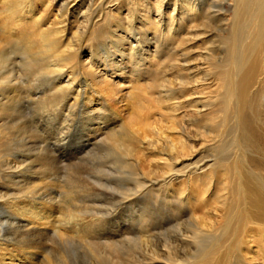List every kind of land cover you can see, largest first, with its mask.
<instances>
[{
  "label": "rangeland",
  "instance_id": "374dc122",
  "mask_svg": "<svg viewBox=\"0 0 264 264\" xmlns=\"http://www.w3.org/2000/svg\"><path fill=\"white\" fill-rule=\"evenodd\" d=\"M7 1L15 0H0V57L3 61L15 59L8 68H14V77L22 83L16 95H26L34 87L39 93L36 91L32 102L24 104L26 109L32 110L22 113V120L14 125H7L15 116L14 104L4 106L0 112V162L22 154L27 156L25 165L29 168L27 177L22 179L14 177L7 181L0 175V242L4 239L1 231L6 232L13 220L8 214L10 208L31 205L26 197H30L29 192L36 187L48 183V174H52L49 190L54 191V201L39 207L54 214V226L47 230L39 228L36 232L18 229L21 233L18 237L14 232H7L10 242H2V249H6L3 254L12 252V256L21 259L20 264H169L170 255L184 261L213 240H228L243 206L223 185L216 186L218 200L199 204L193 172L203 160L209 166L207 174L213 172L214 180L229 181L232 178L229 164L241 161L245 155L264 163V153L260 151L254 155L246 131L242 130V140L236 145L233 138L228 137L236 121L227 107L225 92L228 81L225 71L229 65L222 63L221 58L209 60L205 56L210 50L222 47L224 39L219 24L208 29L195 27L197 36L203 31L208 33L198 38L195 35L194 39L186 35V31L168 38L162 34L154 37L153 31L158 29L152 21L155 13L152 9L147 13L146 5L156 8L159 5L155 0H126L120 10H116L118 15L82 36L80 29L84 23L81 24L83 19L79 15L88 6L80 12L73 8L74 15H70L69 22L63 26L59 24V13L65 6L72 5L69 0H28V3L33 2L30 7L34 14L24 18L26 25L22 28L15 16L9 17ZM30 7L24 12H29ZM228 10L226 15L230 19L233 13L230 7ZM224 25L232 29L230 23ZM21 30L32 33L36 47L31 51ZM132 41L139 42L140 46L136 47L140 52L134 51L129 57L127 55L136 45L130 44ZM49 50H54V54L63 51V58L70 54L77 57L72 64L58 59L64 73L55 87L50 83L60 73L27 70L32 62L45 64ZM142 52L141 57L139 53ZM2 86L0 100L13 95L9 86ZM261 91L263 95L264 84ZM262 98L263 101L258 102L261 115L253 119L255 134H264V96ZM55 102L57 106L53 107ZM70 109L72 113L69 114ZM66 114L70 117L65 124ZM61 130L65 142H57ZM125 138L133 141L137 148L132 156L116 142ZM47 144L55 150L54 157L43 150ZM258 147L262 148L256 143L255 149ZM64 219L66 222L61 226ZM77 220H94L101 224V230L91 231L82 222H75ZM62 230L64 236L59 233ZM255 235L256 239L250 244L244 242L232 249L229 263H264V232ZM151 251H156V257ZM0 264H9V260L2 263L0 259Z\"/></svg>",
  "mask_w": 264,
  "mask_h": 264
},
{
  "label": "bare ground",
  "instance_id": "6f19581e",
  "mask_svg": "<svg viewBox=\"0 0 264 264\" xmlns=\"http://www.w3.org/2000/svg\"><path fill=\"white\" fill-rule=\"evenodd\" d=\"M123 2H126V0H91L89 3H87L86 0H69L68 3H71L72 5H68L65 7L63 6L64 10L61 13H59L60 14L59 24L63 25V26L67 25V23L69 22L70 15H74V12L72 11L73 8H77V10L79 9L78 11L80 12L83 9V7L88 6L86 8V10L79 15V18L83 19L81 24L84 23L83 24L84 27H82V29H80V31L82 30L83 31L82 36L83 35L85 36L89 32V30L92 29L93 27H96L101 22H104L105 20H108L109 18L114 17L115 14L118 15L119 12L116 10H120L121 4ZM155 2L159 5V7L156 8V7H153L151 5H149V6L146 5L148 8H150V9H148V8L146 9L147 13H149L151 11V9L154 10L153 12L155 13V15L152 16V19H153L152 21L154 22L155 25H157L158 29L153 31L154 37H156L157 34H162L165 38H168L167 36L177 35V33L180 34V32L186 31V33H187L186 35H189L192 39H194L195 35H196V38H198L200 36H206V34L208 33L206 31H203V33H200V36H197L198 30L197 29L195 30V27L203 26V28L206 27L208 29L213 24H216V23L219 24L218 29H219L220 33L223 34V36L221 38L224 39V41L222 39L223 42H221L220 45H222V47L223 46L224 47L223 48L222 47L221 48L216 47L214 51L210 50V52L206 53L205 56L209 60H214V59L219 60L221 58L222 63H228V65H229V68L227 67L228 70L225 71V74L228 76L227 87H226L227 89H225V88L224 89H225L227 99H228L227 107L230 109V112H233V116H234V119L236 121H235V124L233 126L234 129L231 131V135H228V137L231 136L233 138L232 139L233 143L236 145L242 140V137H243L242 130L246 131L247 133H249V135H247L246 137H248L250 142L253 144L252 147H253L254 155H255V153L260 152V151H262L264 153V134H259L257 132L255 134L254 133L255 128L253 125L254 117H256L257 115L258 116L261 115V109H260L258 102L263 101L262 96H264V94L262 95V91H261V87H263V84H264V0H155ZM32 4H33V2L29 1V3H28V0H15L14 2L9 1L7 3V8H8L7 11L10 12L9 17H12L11 19H13V17L15 16L16 22L19 23V26L23 28V26L26 25L24 23L25 22L24 18L27 16H31V15L33 16V14H34V11H32V8L30 7ZM10 5H12L13 7H10ZM29 7H30L29 12H24V11H28ZM112 7L115 9L112 10L111 9ZM229 7L233 13L232 16L230 17V19L226 15L229 12V10H228ZM78 14L79 13H77L76 15L78 16ZM130 19H132V18H130ZM149 19H147V20H149ZM76 20H77V18H76ZM16 22H15V24H16ZM225 23H230L232 25V29H230V30L226 29L225 25H224ZM61 29H62V27H61ZM22 32L23 33H21V35L24 36V38L26 39L25 41H27V44H28L27 46L29 47V49L31 51V49L36 47L34 45V41L32 40V35H31L32 33L30 34V32L29 33H25L24 31H22ZM45 39H46V37H45ZM184 41L187 42L186 38L184 39ZM47 43H48V41H47ZM130 44H136L132 47V49L130 48L131 52L127 55L129 57L130 56L132 57L134 51H139L136 46H140V45H139V42L134 43L133 41ZM210 44L212 45V43H210ZM217 48H218V51H216ZM74 49L76 50V48H73L72 50H74ZM60 53H62V54H60ZM60 53H58L60 55H58L57 53L54 54V50H49L48 53H46V60L44 61L45 64H39L38 62L37 63L32 62V64L29 63L30 64L29 67L27 65V70L32 71V72L34 71L35 73H46L47 72V73L54 74V75H55V73H58V74L60 73L59 77L57 76L58 78H56L55 81H52L50 83L51 86L55 87L57 84H59L62 81V79H63L62 75L64 73L63 64L61 61L59 62L58 59L59 60L63 59V62H70L71 63V62H74L77 58L75 56V54H73V55L70 54V56L67 55V58H63L61 55L65 54V53H63V51ZM34 54H35V52H34ZM119 54L122 55L123 51L120 50ZM139 54L141 57L143 56V52L139 53ZM37 55H38V52H37ZM181 56H183V54ZM9 58H11V57H9ZM13 60H15V59H13ZM13 60L11 59L9 61L8 60L3 61L2 58L0 57V88H3V90H4V87L2 85L5 84L7 87L9 86L10 89L13 91L12 96H8V98H6V99L2 98L0 100V105H2V106H0V112H2V110H4V106H7L8 104H10V105L14 104L15 109H16L14 111L15 116L13 117V119L10 122L7 123V125H12V124L14 125V123L17 120H22V118H23L22 113H24L26 110H32L31 108L26 109L24 107V104L31 103L32 99H34V96L37 94V92L39 93V91L36 90L37 88L34 87V89H31L30 91H28L26 93V95H23V94H20V95L17 94L16 95V90H18V88H20V86H22V83H21V81H18L17 77H14V74L16 73L15 71H13L14 68L12 67L13 70L8 68V67H10L9 63L12 62ZM8 73L9 74L11 73V74L9 75ZM11 75H13V76H11ZM45 76H46V74H45ZM102 79H103V81L104 80L106 81L105 77H102ZM40 81H42V80H40ZM23 83H26V82H23ZM46 83H48V82H46ZM28 85L26 87H28ZM72 85H73V83L69 85V89H71L70 87ZM21 89H23V88H21ZM21 89H19V90H21ZM39 90H41L40 87H39ZM14 95H16V96H14ZM80 96H81V94H80V92H78V97H80ZM115 96H114V98H115ZM107 97H109V96H107ZM25 98L27 100H25ZM110 100H111V98H110ZM2 101L3 102L5 101V103L1 104ZM54 104L55 105L53 107L57 106L56 102ZM109 105H110V103H109ZM47 108L48 107L46 106V109ZM63 108H64V106L61 109H63ZM71 108L73 109V107H71ZM72 109L69 110V114L72 113ZM57 111H58V109H57ZM69 114L68 115L66 114L67 116L65 119V124H66L67 119L70 117ZM1 122H2V120H0V123ZM26 125H27V123H26ZM262 130H264V128ZM62 131L63 130H61V133L59 134V136L61 135V137H59L60 139L56 138L58 140L57 142H59L60 140L64 141V142L66 141L63 138V136H65V135H64V132H62ZM116 142L121 144V147L123 148V150L126 154L132 156V154H134L136 152L137 148H136L135 144L133 143V141H131V140L128 141L125 138V139L121 140V142L118 140H116ZM256 143L261 145L262 148L258 147L257 149H255ZM245 146L247 148L249 147L248 144ZM43 150L48 155H51L52 157H54L53 154H54L55 150H53V147L50 144L45 145ZM6 157H7V155H6ZM26 160H27V156H23L22 154L20 156H18V154H17V155L11 156L9 158L2 159V161L0 162V175L2 174L1 176L3 178H5L7 181H12L14 177L20 178V179H22L23 177H27L26 174L29 172V168L26 167V165H25ZM39 162H41V161H39ZM52 163L53 162L51 161V164H49L50 170L52 169L51 168ZM90 163H92V162H90ZM44 164H45V161H44ZM229 165L232 168V170L230 171L232 178L229 181L227 179L222 180V181L214 180L213 172H210V174H207V170L209 169V166L207 165V163L205 164L203 160H201L197 164V168L195 169V171L193 173H194V175H196V181H195L194 185H196L195 192H196L197 198H198V199L197 198L196 199L199 202V204L206 203L207 201L211 202L213 200L214 201L218 200L217 196L219 193L217 194V192H215L216 186L223 185L225 190H231V192H233V195L237 198V201L240 203L241 206H243V209H242L243 212L239 216H237V222L235 224V227H233V229L231 230V234H232L231 237L228 238V240H226V241H222L221 239L213 240L210 243V245H208L204 248H201V249H198V247H197L198 250L197 251L195 250L196 251L195 253H197V254L194 256L192 254L191 256H189L190 257L189 259L184 260V261L179 260L178 257L172 258L170 255V258L167 257V258H169L168 259L169 264H184V263L185 264H231V262L230 263L228 262V259H229V256L231 255L230 253L234 247H238V246L242 245V243H244V242L246 244H250V242H252V240L256 239L255 234H257V235L263 234V232H264V163L257 162V161H255L254 157L250 158L249 156L245 155L242 157L241 161L236 162L234 164L231 163ZM239 165H242L243 168L242 169H241V167L239 168ZM32 167H30V168L32 169ZM56 168H57V166H56ZM212 168H213V166L211 167V169ZM39 170H40V167H39ZM48 175L50 177H47L46 182L48 181V183H46L45 186L43 185L44 188H43V186L42 187L38 186L34 189V191L29 192V194L31 195L30 197H26L27 201L31 202V205H24L23 207H17V208L14 206V207L10 208V210L8 211L9 212L8 214L11 215V218H13V220H11V221L9 220L11 223L10 224L8 223L9 228L6 232L4 231L5 233L3 231H1L2 236L4 238L3 241L8 240V242H10V240L8 239L9 235H7L8 234L7 232H14L13 233L14 236L18 237L19 235H21L20 232H17L18 229H21V230L29 229L31 231H28V232H32V231L36 232V230H39V228H43L44 230H47L48 228L54 226V223H53V220H54L53 215L54 214L51 213V211L46 212L42 208L44 211L43 212L41 210V208L39 207L40 205H45L48 203L51 204L54 201V197H53L54 191L52 189L49 190V188L52 186L51 183L53 182V180L51 179L52 174H48ZM54 175H53V177H54ZM70 175H72V174H70ZM87 175H89V174H87ZM45 177H46V175H44V178ZM96 177H98V176H96ZM135 179L137 180V178H135ZM7 181H5V182H7ZM118 183L120 184V181ZM95 184H97V183H95ZM103 184H104V182H103ZM110 188L111 187H109V189ZM126 190L128 191V189H126ZM211 191H212V194H210ZM27 192H28V190H27ZM25 194H27V193H25ZM67 195H68V193H67ZM136 195H137V193H136ZM126 196H128V195H126ZM73 197H75V196H73ZM109 200H110V198H109ZM220 201L221 200H219V202ZM10 205H12V204H10ZM65 205H66V203H65ZM101 205H103V204H101ZM8 207H10V206H8ZM8 207H7V209H8ZM80 207H82V206H80ZM72 208H74V207H72ZM77 208H79V207L77 206ZM74 210H75V208H74ZM112 211H113V209H112ZM5 214H6V212H5ZM74 214L77 215L76 213H74ZM72 215L73 214L70 213L68 216L70 218H72L71 217ZM98 215L97 216L95 215V216L98 217ZM107 217H108V215H107ZM231 218H233V217L231 216ZM104 219H105V217H104ZM79 221L82 222L84 224V226L86 228L88 227V229L91 231L96 232L97 230H101V224L98 222H95L94 220H91L89 222H87V221L85 222L84 220H82V221L77 220L75 222H79ZM65 222H66L65 219L62 220L60 222L61 226H63V224ZM97 228H99V229H97ZM140 228H141V226H140ZM59 233L61 236H64L63 230L60 231ZM74 233H76V232H73V234ZM35 234L37 235V233H35ZM94 234H96V233H94ZM76 236H78V235L76 234ZM5 237H7V239H5ZM30 237H32V236H30ZM26 238H27V236H26ZM85 238H86V236H85ZM91 238H93V236ZM187 238H189V237H187ZM13 239L17 240V238H13ZM125 239H126V237H125ZM87 241H88V239H87ZM2 242H0V259H1V262L6 263V260H9V264H20L21 259L18 258V256H17V258L15 257V255L12 256L13 255L12 252L9 253L10 255L3 254V253H5L3 251H5L6 249H2V246H4ZM13 242H15V241H13ZM92 242H94V240ZM193 242H195V241H193ZM197 242H198V240H197ZM34 245H36V244H34ZM93 246H94V244H93ZM222 249H223V252L221 253ZM25 250H28V249L25 248ZM168 250H167V248L165 249V251H168ZM35 251H37V250H35ZM29 253H31V252L29 251ZM159 253H161V252H159ZM168 253H169V251H168ZM150 254L155 256V257L157 255L156 251H151ZM181 257H183V256H181ZM181 257H179V258H181ZM16 259H18V261H16ZM143 259H146V258H143ZM248 261H250V263L254 262L253 259H251V260L248 259ZM259 264H264V263H259Z\"/></svg>",
  "mask_w": 264,
  "mask_h": 264
}]
</instances>
